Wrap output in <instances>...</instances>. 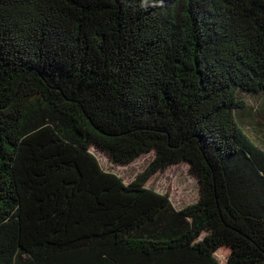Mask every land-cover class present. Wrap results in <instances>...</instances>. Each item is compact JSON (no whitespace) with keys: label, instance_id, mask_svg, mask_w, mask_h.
<instances>
[{"label":"trees","instance_id":"trees-1","mask_svg":"<svg viewBox=\"0 0 264 264\" xmlns=\"http://www.w3.org/2000/svg\"><path fill=\"white\" fill-rule=\"evenodd\" d=\"M261 93L264 0H0V264H264Z\"/></svg>","mask_w":264,"mask_h":264},{"label":"rangeland","instance_id":"rangeland-1","mask_svg":"<svg viewBox=\"0 0 264 264\" xmlns=\"http://www.w3.org/2000/svg\"><path fill=\"white\" fill-rule=\"evenodd\" d=\"M243 98L245 106L238 115H241V118L242 116H247L243 118V121L240 120L241 125L247 128L248 135L252 134L254 130H258L260 140L255 141L264 149V93L245 96ZM248 106L255 108L253 113H251ZM244 122L246 124H243ZM90 152L97 158L104 171L114 173L126 184L134 180L153 158V152L145 153L129 165L116 166L111 164L94 148H91ZM146 187L160 194H168L169 200L176 210L195 203L199 198L198 181L190 174L189 167L186 163L174 164L164 171L157 172L149 179ZM215 257L220 264H225L227 251L219 250L215 253Z\"/></svg>","mask_w":264,"mask_h":264}]
</instances>
